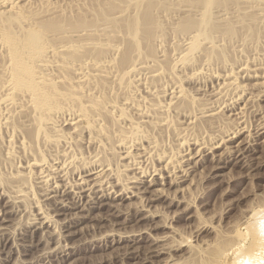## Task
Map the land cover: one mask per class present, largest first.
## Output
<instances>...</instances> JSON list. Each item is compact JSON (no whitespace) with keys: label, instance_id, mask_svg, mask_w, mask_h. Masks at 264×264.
Returning <instances> with one entry per match:
<instances>
[{"label":"rangeland","instance_id":"obj_1","mask_svg":"<svg viewBox=\"0 0 264 264\" xmlns=\"http://www.w3.org/2000/svg\"><path fill=\"white\" fill-rule=\"evenodd\" d=\"M45 4L48 3L44 0H11L0 4V100L9 93L5 90L8 88L6 81L14 79L17 86L16 91H11L15 100L12 112L11 108L8 110L10 116L0 107V114L6 115H0V122L11 118L4 125L0 124L4 127L0 128V227H6L1 231L4 234L0 232V264H228L227 254L231 248L241 253L254 250V223L251 221L264 210V134L259 135L264 127V0H53L52 5L44 8ZM130 22H145L146 29L142 28L145 31L133 37L131 30H127ZM197 28L204 34L196 42H186V38L192 37L187 33ZM39 32L42 34L38 35ZM53 46L66 48L62 51ZM132 64L139 66L131 71ZM79 66H83L87 74L82 85L78 83L76 71ZM232 68L237 70L234 74ZM43 73H52L54 77L50 74L49 78L46 75L47 80H41ZM228 74L230 78H227ZM229 80L234 81L229 97L223 101L217 99L216 88ZM174 86L183 91L173 95ZM133 89L141 93L137 91V94ZM72 90L82 99L76 96L73 99ZM145 90L154 92L151 95L154 97ZM126 95L133 97L132 100ZM26 96L40 99V109L76 106L78 102L86 107L99 104L100 107L96 106L92 111L99 112L102 120L105 118L103 124L109 140L106 142L107 151L97 149L101 152V161H112L115 168L126 164L129 157L116 145L112 146L115 138H119V126L124 124L119 118L120 113L113 111L110 114L107 106L115 101H132L131 106L135 107L140 104L145 111L149 109V117L144 120H150L148 123L139 120L142 125L133 129L132 138L139 143L132 155L143 161L148 170L149 167L151 170L161 168L160 173H165L162 171L171 156L178 161V158L188 159L182 163L185 174H180L186 175L187 181L174 184L173 177H162L158 181L161 185L138 195L139 199L122 202L95 196L93 198L98 201L92 199L84 206L87 211L82 206L79 210L64 209L57 213L49 210L50 205L42 206L53 217L49 229L53 234L33 231L32 223L38 218L37 208L49 201L41 202L44 199L39 196L42 188L35 184L39 168L25 170L28 174L24 175L26 177L21 175V178L17 172L23 170L20 167L22 161L25 163L33 156L49 157L47 162H57L55 155L50 161L51 154L67 149L64 143L60 148V144L53 143L52 139L47 140L48 136H53L49 132L67 133L70 122L57 123V127H53L45 120L34 119L36 113L29 107L30 98L27 101ZM160 101L170 106L163 115L154 106ZM22 103H26L27 108ZM20 105H23L22 109ZM145 105L156 107L157 112L152 109L151 113V108L147 109ZM216 108L218 114L210 118L198 116L199 121L194 120L192 126L186 122V118L194 114ZM122 112L123 116L128 115L130 119L133 116L132 120L136 121L132 108L126 107L125 114L124 110ZM160 118H167L163 127L157 124ZM151 120L153 124H150ZM39 122L43 128L38 126ZM229 134L236 135L218 150L209 152L195 145L200 139L215 144ZM11 135H14L11 138V142L15 140L13 144L8 143ZM84 136H74L75 142L71 139L68 145H73L74 149L68 150L67 154L71 151L80 153L79 164L83 166L79 165L78 171H88L97 163L92 157L98 151L95 145L87 144L89 140L86 134ZM45 137L51 148L43 141ZM183 139L187 141H181ZM22 141H26L28 148L18 145ZM148 142H156L155 151L163 150L169 157H165L167 153L159 152L164 155V160L153 157L145 162L141 150L148 146ZM180 143H184L181 149L183 145ZM10 144L17 145V148ZM52 144L57 148H52ZM8 149L14 155L7 156ZM24 149L29 151L24 152ZM105 152L110 158L107 161ZM49 153L51 156H47ZM176 153L179 157L175 156ZM240 154L247 156L240 159ZM18 159H22L21 162ZM126 174L133 175L134 172ZM70 176L74 178V174ZM11 180L30 187L32 194L27 195L30 198L20 203L13 199L11 187L16 184ZM162 183L165 184L162 186Z\"/></svg>","mask_w":264,"mask_h":264},{"label":"bare ground","instance_id":"obj_2","mask_svg":"<svg viewBox=\"0 0 264 264\" xmlns=\"http://www.w3.org/2000/svg\"><path fill=\"white\" fill-rule=\"evenodd\" d=\"M11 0H0V4L1 5H4V4H7V3H9ZM46 3H48V4H50V5H52L51 3H53V0H44ZM61 1V0H60ZM77 1H79V0H77ZM40 3H43L42 1L40 2ZM44 4V3H43ZM42 4V5H43ZM47 4V5H48ZM46 5V4H45ZM47 5L44 7V8H46L47 7ZM194 5H195V3H194ZM49 6V5H48ZM52 8V7H51ZM54 8V7H53ZM208 5L206 4V10H207V13H208ZM50 9V8H49ZM225 12V11H224ZM226 13H227V10H226ZM204 14V16H206V14L205 13H203ZM222 14H223V12H222ZM225 14V13H224ZM228 14V13H227ZM131 24V25H130ZM133 24V25H132ZM146 25V23L144 22H142L141 24L140 23H129V29H127V30H131V31H129V32H131L130 34L131 35H133V37H136L141 31L142 32H144L145 30L144 29H142L143 28V26H144V28H145V25ZM188 24H186V26H187ZM137 28H138V30H137ZM196 28V27H195ZM125 29V28H124ZM146 29V28H145ZM126 30V29H125ZM194 30V29H193ZM191 30L190 32H188L187 34H189V36L190 35H192V37L190 36V38H184L185 40H186V42L188 41H194V42H196V41H198L199 40V38L204 34V32L202 33V31L199 29V28H197L196 30ZM84 31V30H83ZM83 31H81L80 33H82ZM197 33V34H196ZM39 34H42V32H39L38 33V35ZM44 35V34H43ZM186 35V34H185ZM33 37L35 36L34 34L32 35ZM188 36V37H189ZM182 40V39H181ZM184 41V40H183ZM184 43V42H183ZM186 45H187V43H185ZM189 44V43H188ZM191 44V43H190ZM54 47V46H53ZM54 48H59L60 50H62L63 51V49L64 48H66L65 46H61V47H54ZM140 64H143V63H140ZM144 64H146V63H144ZM259 65V64H258ZM139 66V64H132L130 67H132L133 69H131V71H133L135 68H137ZM243 66V65H242ZM248 66V65H247ZM263 66V65H262ZM237 68H239V67H237ZM243 68H245V70H246V67H243ZM258 68V67H257ZM234 69H236V68H234ZM242 69V68H241ZM262 69V68H261ZM202 70V69H201ZM200 70V71H201ZM205 70V69H204ZM203 70V71H204ZM231 70H233V68L231 69ZM231 70H229V71H231ZM238 70H240V69H238ZM244 70V69H243ZM76 71L78 72V75H79V79H78V83L79 84H83L84 83V81H85V76L87 75L86 74V72H85V69H84V67L83 66H79L78 68H76ZM234 71H237V70H233V74H234ZM242 71V70H241ZM256 71V70H255ZM202 72V71H201ZM196 73H200V72H198V71H196ZM229 73V72H228ZM254 74H255V72H253ZM50 74H52V73H50ZM50 74H46L47 76H48V78L49 77H51V75ZM195 74V73H194ZM193 74V75H194ZM231 74V73H230ZM230 74H228L227 76H229ZM46 75L43 73V75H41V77L39 78V79H41V80H47V78H46ZM53 75V74H52ZM197 76V75H196ZM226 76V75H225ZM226 76V77H227ZM230 76H232V74L230 75ZM230 76L229 77H227V78H230ZM255 76V75H254ZM54 77V75L52 76V78ZM225 77V78H226ZM256 77V76H255ZM8 84V85H7ZM6 85L8 86V88L6 89L5 88V90H9V93L7 94V96L6 95H4L3 97L5 98V99H2V101L0 100V107H1V110L2 109H4L3 111H5L6 113L8 112V110H10V108L12 107V102L15 100V98H14V100H13V94H12V92H14L13 90L15 89V91H16V89H17V86H16V83H15V81H14V79H9L8 81H6ZM234 85V81H232V80H229V81H224L222 84H219V86H218V88H216V98L217 99H219V100H226L225 98H227V97H229V89L232 87ZM138 86H140V85H138ZM174 87H176V86H174ZM174 87L172 88L173 89V91H171L172 92V94L173 95H179L180 93H181V91H183V90H179L178 89V87H176L175 89H174ZM180 87V86H179ZM133 88V87H132ZM132 88H130V89H132ZM136 88V87H135ZM139 88V87H138ZM148 90H149V88H147ZM166 89V88H165ZM181 89V88H180ZM133 90H135V92L137 93V91H136V89H133ZM139 90H141V89H139ZM148 90L146 91V93H148V94H150V96L151 95H153L154 94V92H153V94H152V92H148ZM150 90H152L151 88H150ZM12 91V92H11ZM74 90H72L71 92H73ZM92 91V90H91ZM94 91V90H93ZM130 91V90H129ZM142 91V90H141ZM166 92H167V90H165ZM75 92V91H74ZM73 92V93H74ZM132 92V91H131ZM131 92H130V94H131ZM139 92V91H138ZM143 92V91H142ZM162 92H163V90H162ZM90 93H92L93 94V92H90ZM96 93V97H98L99 98V96H97V92H94V94ZM135 93V94H136ZM139 93H141V92H139ZM158 93V92H157ZM156 93V94H157ZM70 94V93H69ZM69 94H66V96L67 95H69ZM72 94V93H71ZM91 94V95H92ZM135 94H133V95H131V96H134ZM138 94V93H137ZM136 94V95H137ZM155 94V95H156ZM25 95H27V94H25ZM29 95V94H28ZM91 95H89V96H91ZM129 95V94H128ZM12 96V97H11ZM70 96V95H69ZM73 96H76V93H74V95H72V97ZM127 96V95H126ZM139 96H141V97H144V96H142V95H139ZM146 97H147V100H148V95H145ZM181 96V95H180ZM25 97V96H24ZM68 97V96H67ZM135 97H137V96H135ZM151 97H154V96H151ZM151 97H150V100H151ZM174 97H176V96H174ZM22 98V97H21ZM26 98H27V96H26ZM30 98V96L27 98V101H28V99ZM76 98L78 99V98H81V95L79 96H76ZM92 98L93 99H96V98H94V96H92ZM126 98V97H125ZM132 98L133 97H131V98H128V96H127V99H131L132 100ZM145 98V97H144ZM143 98V99H144ZM171 98V97H170ZM178 98H179V96H178ZM72 99V98H71ZM71 99H69V100H71ZM73 99H74V97H73ZM72 99V101H75V100H73ZM82 99V98H81ZM81 99H79L80 101H81ZM100 99H102V97L100 98ZM99 99V100H100ZM126 99V100H127ZM23 100H25L26 101V99H24L23 98ZM34 100H36V101H34ZM33 100V96H31V98H30V100H29V102L31 103V105H29V107L31 106V108H32V112L33 113H36V115H34V116H36V117H33L34 119L36 118V119H40V121L41 120H45L47 123H50V124H53V127L54 126H56L57 127V125H55V124H59V123H61V122H70V124H69V126H70V128H68V131H67V133H63V132H61V131H57L56 130V135L55 134H53V131L51 132L50 130L51 129H56V128H51L49 131V134H51L52 133V135L53 136H48L47 134L48 133H45L46 132V130L45 129H42L43 128V126L41 125V123L43 124V123H45V124H47L46 122H39V125L38 126H40L41 125V129L43 130V131H45V132H43V131H41V133L43 132V133H45L47 136H48V139L47 140H51L53 143H57V145H59L60 146V148H61V143H64V146L66 147L65 149H67L66 151H60V152H57L56 153V151H55V153L56 154H51V153H49L47 156H49L50 154L52 155H50L51 157V159H50V161H52L53 160V155H55V157H54V159L55 160H57V162H55V160H54V162L55 163H50V162H47L46 160H48L49 159V157H47L46 159L44 158V157H42L41 158V156L40 157H36L35 156V158H33V157H31V159H29V160H27V159H25V160H27L25 163H23V161H22V164H23V166H20L22 169V171H20V169H19V172H17V174L20 176V178H21V175H22V177L24 176V175H27L28 173H27V171H25V170H28L29 168H31V167H37V168H39V172H40V174H39V177L36 179L38 182H35V184H40V186H41V188H42V194H39V196H41V197H43L44 199H43V201H41V202H48L49 201V203H50V201L52 202V205L51 204H49V203H46V205L45 204H42L41 205V207H39L38 205V207L39 208H37V211H38V214H37V216H38V218L36 219H34L35 221L32 223L34 226H32L33 227V231H37V230H41V231H43V232H48V233H50V230L49 229H51V224H52V222H53V217H52V215H51V213H48V212H46V210L45 209H42L43 207H47L48 205H50L52 208L51 209H49L50 211L51 210H54L55 212H57L58 213V211H60V210H64V209H73V210H79V209H81V207L83 206H87V204H89L90 202H91V200L92 199H94L95 201H96V199L95 198H93V197H97V199L98 198H107V199H111V200H118V201H124V200H132V199H134V198H138V195L140 196V194H145L146 192H149V191H151L150 189H152L153 187H155L156 185H161V184H159L160 182H158V181H160L161 179H162V177H165V178H172L173 177V179L172 180H174L173 182H174V184H182V183H184L185 181H187V178H185V176L184 175H180L181 173H183V174H185V171H184V166L182 165V163L183 162H186L187 160H184V159H182V160H180V158H178L179 159V161L177 160V158H174V155L173 156H171V158H170V160L168 161V160H166L165 162L167 163V161H168V163L164 166V170L162 171V172H165V173H160V169L158 170V169H156V170H151L150 169V167H149V170H148V168H147V166L146 167H144L143 166V161H140V160H138V158L137 157H135L134 155H132V151H133V149L134 148H136V145H138V141H137V143H136V141H135V139L134 138H132V136L134 135H132V132H134L135 130H133L134 128L136 129V127L137 126H141L142 124V121L144 120V118H147V117H149V115H147V113L149 112V109L148 108H151L150 109V112L151 113H153L151 110L152 109H155L156 107V109H158V111H161L162 112V115L163 114H165V113H167V109H168V107L170 108V106L169 105H167V104H165V105H163L162 104V102L160 103H155L154 104V106H156L155 108L154 107H147L146 105V107H147V109H148V112L147 111H145L146 109H144V108H142L143 106H141L139 103H137V107H135V106H131V104H133V102L132 101H130L131 103H129L128 101L127 102H125L124 101V103H121L120 101H118V102H113V104L111 103V105L110 106H107L108 107V112L111 114L113 111L114 112H116V111H118L119 113H120V117L119 118H122V119H124L126 116L128 117H126L124 120H122V119H120L121 121H122V124H124V125H122L123 127H120L119 126V128H121V130H117V133L119 132V138L118 137H116V138H118L117 140H116V138H115V142H113L112 143V146H115L116 145V147H118L120 150H122V151H124V152H122L123 154H126L129 158H127L126 160L128 161L126 164L124 163V164H122L121 165V167L123 168H121V167H119L117 164V166L118 167H116L115 168V165L113 164V162L111 163V162H109V161H107L108 160V155H107V153L105 152V154L107 155V157L106 156H104V157H106L107 159H105V161H107V163H103V161H101V155H99L100 153H99V151L101 150V148H103V149H107V144H106V142H107V140H109V134H107L106 132H108L106 129H105V127H104V124H103V122H105L106 120H105V118H103V120H102V115L101 114H98L99 112H93L92 111V109H95L96 108V106H98L99 104H92V107H86L85 106V104L83 105V104H79V102H78V104H76V106L75 105H71L70 104V106L68 105H65V106H67V107H65V108H61V107H59V106H57V107H59V108H56L55 109V107H54V109H51V108H45V107H47V106H45L44 108H41L40 109V105H41V102H40V99H34ZM98 99H96V101H97ZM125 100V99H124ZM145 100V99H144ZM171 100V99H170ZM173 100V99H172ZM218 100V101H219ZM228 100H229V98H228ZM227 100V101H228ZM233 100V99H232ZM20 101V100H19ZM19 101L17 102V100H16V103H19ZM22 101V100H21ZM78 101V100H77ZM76 101V102H77ZM93 101V100H92ZM91 101V103H94V102H92ZM111 101V100H110ZM110 101H108L107 103H109ZM146 101V100H145ZM145 101H143L142 100V102H145ZM230 101V100H229ZM90 102V101H89ZM89 102H88V104H89ZM98 102V101H97ZM99 102H103V101H99ZM119 102L121 103V104H119ZM140 102V101H139ZM152 102V101H151ZM15 103V102H14ZM13 103V104H14ZM15 103V104H16ZM26 103H28V102H26ZM26 103H22V104H24V107L25 108H27V105H26ZM81 103V102H80ZM135 103V102H134ZM141 103V102H140ZM148 103H149V101H148ZM19 104H21V103H19ZM145 104V103H144ZM146 104H147V102H146ZM174 104V103H173ZM17 105V104H16ZM89 105H91V104H89ZM100 105H101V103H100ZM151 105V104H150ZM13 106H15V105H13ZM18 106V105H17ZM17 106L15 107V108H17ZM21 106V105H20ZM20 106H19V109H20ZM52 106V105H51ZM78 106V107H77ZM106 106V105H105ZM104 106V107H105ZM124 106H126L127 108L129 107V108H132L134 111H135V115L137 116V117H135L136 118V121L135 120H132V118H133V116H131V119L129 118V116L128 115H125V116H123V112H122V114H121V111H123L124 110V114H125V109H126V107H125V109H124ZM224 106V105H223ZM22 107H23V105L21 106V109H22ZM98 107H100V106H98ZM103 107V108H104ZM134 107V108H133ZM145 107V108H146ZM13 108V107H12ZM12 108H11V112H12ZM88 108H90V109H88ZM102 108V107H101ZM100 108V109H101ZM171 108H173V107H171ZM14 109V108H13ZM20 109V111H22ZM99 109V108H98ZM156 109H155V113L157 112L156 111ZM219 109V108H218ZM0 110V111H1ZM7 110V111H6ZM26 110V109H25ZM107 110V109H106ZM10 111L7 113V114H9L10 113ZM17 111H19V110H17ZM30 109H29V113H30ZM99 111V110H98ZM154 111V110H153ZM170 111H171V109H170ZM217 111V108L216 109H207V110H203L202 112H199L198 114H192L193 116H191V117H189V118H186V122H188V125H190V126H192L193 125V123L196 121V120H198L199 119V117L198 116H201V117H204V116H207L208 118H210L211 116H213V115H215V113H217L216 112ZM2 112V111H1ZM22 112H24V111H22ZM22 112H18L19 113V115H20V113L21 114H24V113H22ZM28 112V111H27ZM26 112V113H27ZM100 112H101V110H100ZM105 112V111H104ZM107 112V113H108ZM117 112V113H118ZM126 112H128V111H126ZM146 112V113H145ZM106 113V114H107ZM108 113V114H109ZM154 113V114H155ZM160 113V112H159ZM2 114V113H1ZM0 114V115H1ZM145 114H146V116H145ZM168 114H169V112H168ZM167 114V115H168ZM186 114V113H185ZM185 114H183V116L185 115ZM218 114V113H217ZM3 115V114H2ZM30 115H32V114H30ZM104 115V114H103ZM116 116H118L117 114H115ZM114 115V116H115ZM134 115V114H133ZM161 115V114H160ZM236 115V114H235ZM3 116H6V115H3ZM9 116H10V114H9ZM151 116V115H150ZM164 116H166V115H164ZM190 116V115H189ZM105 117H111V116H105ZM153 117V116H152ZM185 117V116H184ZM183 117V118H184ZM188 117V116H187ZM1 118V117H0ZM2 118H4V117H2ZM30 118V117H29ZM61 118V119H60ZM114 118V117H113ZM112 118V119H113ZM119 118L118 119H116V120H119ZM134 118V119H135ZM154 118V117H153ZM9 119V118H8ZM8 119H6V120H8ZM11 119V118H10ZM10 119H9V121H10ZM107 119V118H106ZM115 119V118H114ZM129 119V120H128ZM152 119V118H151ZM156 120H157V117L155 118ZM165 119H167V118H160L158 121H157V124L159 125V126H161L162 125V127L164 126V120ZM207 119V118H206ZM6 120H4V122H6ZM29 120V119H28ZM139 120H142L141 122L139 121ZM150 120V119H149ZM149 120L148 119H146V120H144V121H148L149 122ZM195 120V121H194ZM9 121H7V122H9ZM26 122H27V120H25ZM30 121V120H29ZM143 121V122H144ZM167 121V120H166ZM199 121V120H198ZM4 122H0V124H2V125H4ZM6 122V123H7ZM33 122V121H32ZM118 122V121H117ZM147 122V123H148ZM151 122H152V120H151ZM155 122V121H154ZM197 122V121H196ZM25 123V122H24ZM28 123V122H27ZM35 123V122H34ZM29 124V123H28ZM44 124V125H45ZM106 124V123H105ZM108 124V123H107ZM150 124H153V122L152 123H150ZM187 124V123H186ZM196 124V123H195ZM6 125V124H5ZM25 125H27V124H25ZM33 125V124H32ZM67 125V124H66ZM119 125V124H118ZM136 125V126H135ZM156 126V127H159V126ZM7 126V125H6ZM22 126H23V124H22ZM46 126V125H45ZM49 126V125H48ZM48 126H46V127H48ZM59 126V125H58ZM60 126H61V124H60ZM64 126V125H63ZM107 126V125H106ZM187 126V125H186ZM195 126V125H194ZM3 127V126H2ZM1 126H0V128H2ZM31 127V126H30ZM52 127V126H51ZM161 127V128H162ZM188 127V126H187ZM4 128V127H3ZM40 128V127H39ZM39 128H38V130H39ZM50 128V127H49ZM48 128V129H49ZM60 128V127H59ZM118 128V129H119ZM160 128V127H159ZM190 128V127H189ZM192 128V127H191ZM194 128V127H193ZM40 129V130H41ZM141 129V128H140ZM167 129V128H166ZM2 130V129H1ZM0 130V131H1ZM39 130V131H40ZM59 130V129H58ZM60 130H63V129H60ZM138 130V129H137ZM259 131V130H258ZM115 132V131H114ZM142 132V131H141ZM256 132H257V130H256ZM87 133H89L88 135H90V136H88L87 135ZM116 133V132H115ZM116 133V134H117ZM138 133V132H137ZM15 134V133H14ZM71 134H74V136H81V137H83L84 136V134H86V138H88V142H87V144L90 146V145H95V150L97 149V148H100V150L98 151V149H97V151H98V155L97 154H95L93 157H92V159L93 160H95V162H97L96 163V167H94V168H91L90 170H86V171H78V169H80V166H83V165H81V164H79V158L78 157H80L79 155H80V153H71L70 152V154H67V151L68 150H71V149H74L73 148V145L72 146H68L69 144H70V141H72L75 137L72 135L71 136ZM116 134H114V135H116ZM214 134V133H213ZM264 134V127L263 128H261L260 129V131H259V135L261 136V135H263ZM43 136H45L44 134H42ZM234 135H236V134H234ZM234 135H233V137H234ZM137 136H139V135H137ZM216 136V135H215ZM229 136H231L230 134H229ZM229 136H225L226 138H222V140H219V142L218 143H215V144H213V143H204L205 142V140H204V142L203 141H201V139L200 140H198L197 141V143H195V145H197L198 147H202V148H206V150H208L209 152H211V151H214V150H218V149H220V147H221V145L222 144H224V143H226V142H230V141H232L234 138L232 137V138H230ZM258 136V135H257ZM8 137H10V136H8ZM74 137V138H73ZM81 137H78V138H81ZM85 137V136H84ZM140 137V136H139ZM142 137V136H141ZM206 137V136H205ZM11 138H14V135H13V137H12V135H11V137H10V139H9V142L8 143H11V144H13L14 143V141H12L11 142ZM106 138V139H105ZM108 138V139H107ZM202 138V137H201ZM214 138V137H213ZM221 138V137H220ZM45 140H43L45 143H46V137L44 138ZM72 139V140H71ZM141 139V138H140ZM182 139V138H181ZM190 139V138H189ZM138 140H139V138H138ZM179 140L180 139H178V143H179ZM202 140H203V138H202ZM208 139L206 138V141H207ZM74 141V140H73ZM76 141H77V139H76ZM177 141V140H176ZM181 141H187V139H183V140H181ZM180 141V142H181ZM199 141H201V142H199ZM7 142V141H6ZM20 142V141H19ZM44 142H43V144H44ZM48 142V141H47ZM75 142V141H74ZM85 142V141H84ZM18 143V142H17ZM51 143V142H50ZM155 143L156 142H148V146H145L141 151L144 153V156H142L143 158H145L146 159V161L145 162H148L147 160L149 159H151V158H153V157H162L161 159L162 160H164L165 159V157H169V156H167L168 155V153L166 154V153H164L163 152V150L161 151H159V152H163V154H166L165 155V157H164V155L163 154H161V153H159L158 152V150L157 151H155V149L157 148H155ZM182 143V142H181ZM180 143V144H181ZM10 144V146L11 147H13L12 145ZM16 144V143H15ZM28 144V143H27ZM47 144V143H46ZM46 144H44V145H46ZM49 144V143H48ZM47 144V145H48ZM71 144H73V143H71ZM111 144V143H110ZM212 144H213V146H212ZM18 145H20V147L21 148H28V147H26V141H22L20 144H18ZM53 145V144H52ZM51 145V146H52ZM63 145V144H62ZM181 145H183V146H180V149L182 148V147H184V143L183 144H181ZM194 145V144H193ZM9 145H8V147H10ZM15 146H17V145H15ZM14 146V147H15ZM28 146V145H27ZM50 145H48V148H51V147H49ZM157 146V145H156ZM179 146V145H178ZM44 147V146H43ZM53 147H55L54 145L52 146V148ZM72 147V148H71ZM75 147V146H74ZM15 148H17V147H15ZM20 148V149H21ZM47 148V147H46ZM45 148V150H47ZM57 147H55V149H56ZM60 148H58V149H60ZM79 148H81V147H79ZM94 148V147H93ZM174 148H175V146H174ZM12 149V148H11ZM114 149V148H113ZM171 149V148H170ZM235 149H237V148H235ZM9 150V149H8ZM14 150V149H13ZM22 150V149H21ZM50 150V149H49ZM54 150V149H53ZM62 150V149H61ZM169 150V149H168ZM167 150V151H168ZM239 150V149H238ZM243 150V149H242ZM16 151V150H15ZM15 151H14V153H15ZM24 152H26V151H29V150H27L26 149V151H25V149L23 150ZM44 151V150H43ZM82 151V150H81ZM94 151V150H93ZM107 151V150H106ZM110 151V150H109ZM114 151H115V149H114ZM114 151H112L113 153H115ZM166 151V150H165ZM175 151V150H174ZM184 151H186V150H184ZM241 151V150H240ZM244 151H245V149H244ZM53 152V151H52ZM78 152V151H77ZM173 152V151H172ZM178 152H179V150H178ZM177 152V153H178ZM236 152V151H235ZM45 153V152H44ZM54 153V152H53ZM109 153V152H108ZM155 153H158V154H155ZM176 153V154H177ZM8 154H13L12 152H11V150H9V151H7V156H8ZM91 154H93V153H91ZM207 154V153H206ZM238 154V153H237ZM246 154V153H245ZM14 155V154H13ZM12 155V156H13ZM19 155V154H18ZM42 155V154H41ZM110 155V154H109ZM114 155V154H113ZM112 155V156H113ZM161 155H163V156H161ZM181 155V154H180ZM183 155V154H182ZM188 155V154H187ZM239 155V154H238ZM43 156V155H42ZM101 156V157H100ZM175 156H177V157H179V154H177V155H175ZM185 156V155H184ZM197 156V155H196ZM243 156V159H245V157L247 156H244L243 154H240V156H239V158L240 157H242ZM16 156H14V158H15ZM163 157H164V159H163ZM181 157V156H180ZM12 158V157H11ZM10 158V159H11ZM13 158V159H14ZM19 158V157H18ZM57 158V159H56ZM82 158V157H81ZM80 158V159H81ZM83 158H85V157H83ZM82 158V159H83ZM115 158V157H114ZM182 158H183V156H182ZM235 158H237V157H235ZM10 159H8V160H10ZM20 159V158H19ZM18 159V160H19ZM59 159H62V161L61 160H59ZM82 159L80 160L81 162L80 163H82ZM110 159V158H109ZM154 159V158H153ZM156 159V158H155ZM190 159V158H189ZM192 159H193V157H192ZM241 159V158H240ZM12 160V159H11ZM22 160V159H21ZM21 160H19L20 162H21ZM24 160V161H25ZM84 160H86V158L84 159ZM83 160V161H84ZM90 160V159H89ZM152 160V159H151ZM158 160V159H157ZM237 160H239V159H237ZM94 162V161H93ZM164 162V161H163ZM164 162V163H165ZM196 162V161H195ZM149 163H150V161H149ZM20 164V163H19ZM86 164V163H85ZM90 164V163H89ZM93 164V163H92ZM95 164V163H94ZM189 164V163H188ZM17 165V164H16ZM80 165V166H79ZM95 166V165H94ZM168 167V169L167 170H165V167ZM188 166V165H187ZM186 167V166H185ZM17 168H19V167H17ZM82 168V167H81ZM121 168V169H120ZM189 168H190V166H189ZM14 169H16V168H14ZM33 169V168H32ZM32 169H31V171L30 172H32ZM36 169V168H35ZM85 169V168H84ZM89 169V168H88ZM218 169H222V168H218ZM30 170V169H29ZM30 172H29V174H30ZM122 172H126V173H128V172H134V174L133 175H131V174H122ZM27 173V174H26ZM74 174V178H73V176L71 177L70 175H72V174ZM189 173V172H188ZM12 174H14V173H12ZM16 174V175H17ZM187 174V173H186ZM11 175V174H10ZM16 175L14 176L15 178H16ZM17 175V176H18ZM167 175V176H166ZM189 175V174H188ZM12 176V177H13ZM11 177V176H10ZM24 177H26V176H24ZM188 177V176H187ZM14 178V179H15ZM149 178H152V179H150V180H148ZM185 178V179H184ZM160 179V180H159ZM19 180V179H18ZM11 181H13V180H11ZM150 181V182H149ZM14 182V181H13ZM18 182V181H17ZM17 182L15 181L14 182V184H16L15 186H13V184H11L13 187H11V191H13L12 192V194H10L11 196H12V198L13 199H15L16 201H18V203H20V201H23V199H29L28 197H27V195H29V194H32L31 193V190H30V187H28V188H26V186H23V182H22V184H21V182H20V184L18 185L17 184ZM18 182V183H19ZM163 184H165V183H162V186H163ZM173 184V183H172ZM171 184V185H172ZM148 185V186H147ZM1 187V186H0ZM2 188V187H1ZM0 188V189H1ZM39 189H40V187H38ZM7 190V189H6ZM10 190V189H9ZM144 190V191H143ZM11 191H10V193H11ZM153 191H155V190H153ZM157 192H158V190H156ZM7 192H8V190H7ZM34 192V191H33ZM41 192V191H40ZM9 193V192H8ZM36 193V192H35ZM151 193V192H150ZM155 193V192H154ZM4 194V193H3ZM10 195H8V196H10ZM38 195V194H37ZM5 196H7V193H6V195ZM29 196H31V195H29ZM34 197H35V195H34ZM140 198V197H139ZM138 198V199H139ZM11 200V199H10ZM41 200V199H40ZM39 200V201H40ZM98 201V200H97ZM96 201V202H97ZM37 202V201H36ZM35 202V203H36ZM41 202H40V204H41ZM100 202V201H99ZM95 203V202H94ZM34 204V203H33ZM37 204V203H36ZM97 204V203H96ZM95 204V205H96ZM90 205H92V204H90ZM88 206V207H90L91 209H93L91 206ZM94 205V204H93ZM36 206V205H35ZM36 206V207H37ZM43 206V207H42ZM49 207V206H48ZM84 207V208H85ZM84 208H83V210H84ZM86 209V208H85ZM82 210V211H83ZM86 211H87V209H86ZM262 211V210H261ZM90 212V211H89ZM258 212V211H257ZM261 213V215L256 219V220H254V217H253V219H252V221H251V223H254V243H253V248L255 249L256 247H258V246H260L261 244H264V238H262L261 237V235H260V232H259V224H260V222L261 221H264V210L262 211V212H260ZM1 214V213H0ZM74 215H76V214H74ZM2 218V217H1ZM4 221V220H3ZM33 221V220H32ZM72 221V220H71ZM56 222V221H55ZM69 223V222H68ZM76 223V222H75ZM2 224V223H1ZM73 224V223H72ZM77 224V223H76ZM69 226V225H68ZM67 227V226H66ZM65 227V228H66ZM29 228V227H28ZM56 228V227H55ZM58 228V227H57ZM56 228V229H57ZM64 228V227H63ZM72 228V227H71ZM35 229V230H34ZM6 230V227H0V232L1 231H5ZM58 230V229H57ZM56 230V231H57ZM28 231V230H27ZM54 231V230H53ZM55 231V232H56ZM32 232V231H31ZM63 232V231H62ZM2 233V232H1ZM52 233V232H51ZM50 233V234H51ZM61 233V232H60ZM2 234H4V233H2ZM53 234V233H52ZM56 234V233H55ZM1 235V234H0ZM58 235V234H57ZM71 236V235H70ZM61 246V245H60ZM156 249H158L157 247H156ZM157 251V250H156ZM252 251V250H251ZM251 251H246V252H243V253H241V252H239V251H236L235 249H230L229 251H228V254H227V261L229 262L228 264H237V261L239 260V258L242 256V255H245V254H248V253H250ZM155 256V255H154Z\"/></svg>","mask_w":264,"mask_h":264},{"label":"clouds","instance_id":"obj_3","mask_svg":"<svg viewBox=\"0 0 264 264\" xmlns=\"http://www.w3.org/2000/svg\"><path fill=\"white\" fill-rule=\"evenodd\" d=\"M259 232L262 238H264V221L259 224ZM237 264H264V244L256 247L250 253L242 255Z\"/></svg>","mask_w":264,"mask_h":264}]
</instances>
